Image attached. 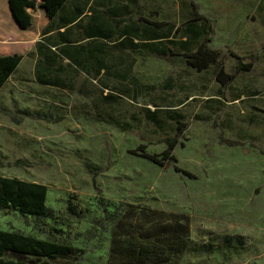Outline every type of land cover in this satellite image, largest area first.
I'll return each mask as SVG.
<instances>
[{
  "label": "rangeland",
  "instance_id": "rangeland-1",
  "mask_svg": "<svg viewBox=\"0 0 264 264\" xmlns=\"http://www.w3.org/2000/svg\"><path fill=\"white\" fill-rule=\"evenodd\" d=\"M100 1L122 25L143 17L180 26L194 15L191 3L211 17L245 7V0ZM218 27L210 48L222 52L226 73L237 64L230 53L253 65L227 87L216 81L217 65L197 72L182 57L146 50L143 57L116 54L115 74L97 81L63 62V89H54L34 82V60L27 59V80L0 96V176L46 185L52 215L0 210V229L83 252L78 261L48 264H107L111 204L145 205L188 217L190 248L182 264H264V113L254 110H264V26ZM170 38L189 39L183 32ZM176 121L187 124L177 138L176 166L194 178L132 153L145 145L160 154L164 139L177 135ZM220 136L239 145L229 147Z\"/></svg>",
  "mask_w": 264,
  "mask_h": 264
},
{
  "label": "trees",
  "instance_id": "trees-1",
  "mask_svg": "<svg viewBox=\"0 0 264 264\" xmlns=\"http://www.w3.org/2000/svg\"><path fill=\"white\" fill-rule=\"evenodd\" d=\"M66 2L67 0H8V6L21 30L36 27L46 34L51 30L53 19ZM191 7L194 15L181 24L183 26H174L165 21H153L143 17H140L137 23L133 21L122 25L120 15L115 9L111 8L107 14L94 13L88 18L84 27L80 23L77 24L82 28L80 38L86 40V43L75 47L71 35L72 29L67 28L59 35L63 45L59 53L93 80H102V72L106 73L105 76L115 74L117 64L110 52L113 49L120 53H136L142 57L145 56L146 50L161 58L182 57L187 66L197 72L206 70L211 65H217L216 81L222 87H227L241 71H250L252 62L243 63L239 56L230 53L237 64L232 73H226L221 65L222 52L209 47L212 39L210 34L213 30L208 20L197 13L194 3H191ZM67 20H71V17ZM176 32H183V35L189 39L175 43L170 37ZM116 37L119 40L114 47L109 48V52H106L104 43H111ZM137 38L139 43H135ZM162 42L178 45L182 51L167 47L161 44ZM22 58L23 56L17 53L0 56V89ZM110 96L106 95L104 98L108 100ZM254 110L264 113V110L258 108ZM176 124L177 135L164 139L166 148L160 154H149L145 145H139L132 153L161 167L173 164L176 172L194 178L189 171L176 166L177 158L174 150L178 145L177 138L187 129L186 123L176 121ZM220 142L229 147L239 145L222 136ZM46 199V185L0 176V210L15 211L23 216L50 217L52 210L46 206ZM111 205L114 209L107 218L112 222L113 233L107 264H182L190 248V223L186 215L166 213L145 205L134 206L128 203H120L118 207ZM82 254V250L68 243L40 239L20 231L0 229V264L78 261Z\"/></svg>",
  "mask_w": 264,
  "mask_h": 264
},
{
  "label": "crops",
  "instance_id": "crops-1",
  "mask_svg": "<svg viewBox=\"0 0 264 264\" xmlns=\"http://www.w3.org/2000/svg\"><path fill=\"white\" fill-rule=\"evenodd\" d=\"M110 9L105 1L67 0L53 19L51 30L43 34L36 27L21 30L9 9L8 0H4L0 8V56L17 53L21 54L23 58L13 74L0 89V96H6L9 94L11 87L17 86V84L21 85L24 83L22 81L27 80L23 77V74L26 72L24 62L29 58H33L34 60V66L32 67L33 80L37 85L42 87L48 86L54 89H63V62H66V66L70 69L82 73L88 79H92V77L75 67L70 60L60 55L59 49L63 45L59 39V35L66 31L67 28H71L72 39L75 42L73 45L75 47L84 45L86 40L80 38L82 28L78 27L77 24L80 23L84 27L91 15L94 13L107 14ZM40 14H42V11H40ZM200 15L204 16L209 24L212 23L215 26L213 29L214 32L216 25L219 26L218 29L220 31L222 29L236 31L243 26H264V0H245L244 10L242 8L221 10L220 12H215L212 17L210 14ZM69 17H71V20L68 21L67 18ZM118 40L119 38L116 37L111 43H104L106 52H109V48L114 47V44ZM210 44L211 42L209 43V47ZM110 52H112L114 62L118 64L116 54L120 52L115 49ZM44 65H48V67L46 68ZM105 74V72H102V78L105 77ZM23 113L26 117H31L30 111H23Z\"/></svg>",
  "mask_w": 264,
  "mask_h": 264
}]
</instances>
